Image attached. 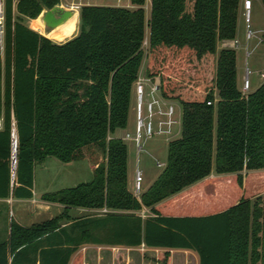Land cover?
<instances>
[{
    "label": "trees",
    "instance_id": "1",
    "mask_svg": "<svg viewBox=\"0 0 264 264\" xmlns=\"http://www.w3.org/2000/svg\"><path fill=\"white\" fill-rule=\"evenodd\" d=\"M130 1L81 5L77 34L55 42L24 19L60 0H4L0 198H31L35 165L48 156L87 159L92 176L41 194L63 205L54 217L12 219L0 264H69L86 243L162 249V264L175 249L194 251L198 264H264V80L244 93L236 49L219 47L236 39L242 0H151L148 19L145 0ZM146 28L145 74L180 106V134L136 196L114 133L127 126Z\"/></svg>",
    "mask_w": 264,
    "mask_h": 264
},
{
    "label": "rangeland",
    "instance_id": "2",
    "mask_svg": "<svg viewBox=\"0 0 264 264\" xmlns=\"http://www.w3.org/2000/svg\"><path fill=\"white\" fill-rule=\"evenodd\" d=\"M129 0H120V3H128ZM252 7L250 11V23L247 27L244 16L243 8L238 19V32L236 40L238 42L233 45V40L228 42L219 43V47H233L237 52V81L240 87H242L243 75L245 74L246 68L250 70L248 75L249 88L244 92L247 93L254 88L255 84H258L264 80V7L259 0H251ZM145 17L149 18L150 12V0H145L144 3ZM38 17V18H37ZM33 23H30V19L25 18L24 23L27 26L39 27L44 31L43 20L37 16ZM74 17L68 18L62 24L53 27L46 28V35L57 40H64L66 37L72 35L75 30ZM250 29L254 32V36L247 39L246 32ZM147 34V32H146ZM244 47V48H243ZM143 48L146 55L147 44L144 41ZM250 50L251 56H245V51ZM252 58H255V63H252ZM141 70V68H140ZM263 74V77L261 76ZM149 86L145 84L147 90ZM135 105L134 98L132 99ZM176 116L178 120L180 117V106L175 102ZM135 125V121H134ZM134 127V126H133ZM176 127V128H175ZM175 134L170 137H178L180 130L177 133L178 125L175 126ZM180 129V125H179ZM125 137V135H124ZM125 140H131L126 139ZM169 140L164 139L161 136H155L147 139L142 143V150H140L139 166L146 177L153 178L158 172L161 171L162 166L158 167L157 162L164 163L167 152V142ZM132 141V140H131ZM156 148V149H155ZM130 149V147H129ZM157 150L155 153L154 151ZM130 158V153H129ZM132 162H129V187L132 192L138 196L145 186V179L142 174L141 189L140 192H134V155H131ZM141 172V173H142ZM92 176V166L89 164L87 159H80L70 162H61L53 156H48L46 159L35 165L34 170V186L36 193L45 191H55L60 188L74 186L79 182L87 181ZM264 196V191L260 194ZM35 202H40L36 200ZM34 203V202H32ZM28 207V206H27ZM57 214L55 211L49 210V212H37L34 216L25 215L24 221L36 222L48 218L50 214ZM91 213L90 211H81L73 208L71 210L72 215H81ZM139 213L142 216L148 214L146 210H140ZM78 251L81 252V256H76L73 259V264H162L163 250L162 249H145L144 247H124V246H101L91 245L87 246L82 244L78 247ZM170 264H198V257L194 251L175 249L170 251Z\"/></svg>",
    "mask_w": 264,
    "mask_h": 264
},
{
    "label": "crops",
    "instance_id": "3",
    "mask_svg": "<svg viewBox=\"0 0 264 264\" xmlns=\"http://www.w3.org/2000/svg\"><path fill=\"white\" fill-rule=\"evenodd\" d=\"M84 4H87V5L125 6V7H129V8L135 7V5L132 4L130 0L126 4L125 3H120V0H60L59 4H57L55 6H59L63 10H71L72 11V15L70 16V18L74 17L75 30L73 31L72 35L66 37L64 40H57V39L53 38V40L55 42H64L65 40H67V39H69V38H71V37H73V36H75L77 34L78 26H79V8H80L81 5H84ZM150 4H151V0H150ZM45 11L46 10H43L39 14V18L40 19H42V15H43V13ZM35 19H30V23L32 24ZM29 27L34 29V30H36V31H38L40 34L50 38L48 35H46V31H45L46 28L45 27H44V31H42L38 26L34 27V28L31 27V26H29ZM146 32H147V34L145 33V40L144 41L147 44L148 28H146ZM244 55L245 56H251L250 50H246ZM254 60H255V58H252V63H255ZM146 61H147V59H146V55H145L143 60H142L141 66H140L141 70L139 69L138 78H140L141 80H144V84L149 86V84L151 82H155V81L159 82V79H158V77L150 78V77L146 76V74H145ZM236 65H237V52H236ZM244 75H243V77H244ZM260 83L255 84L254 88H256ZM133 98L135 100L134 87H133ZM134 106H135L134 102L132 101L131 107H130V110H129L127 126L124 129H117L115 131V133H114V136L121 137L126 142V145H127V151H128V157H127V183H128V189L131 192H132V189L129 187V162L130 163L132 162L131 155H134V159H135L134 162H133V165H134V178H135V170L137 168L140 169V171L142 172V170H141V168L139 166L140 160H139V156H138L140 151H138V149L135 146V144L133 143V141L124 139V135L126 133H130L131 134L133 132V130H134V127H133L134 126V121H135ZM180 114H181V112H180ZM179 117H180V115H179ZM179 130L180 129L178 127L177 133L179 132ZM129 147H130V149H129ZM156 151L157 150H155L154 153ZM129 153H130V158H129ZM142 174H143V172H142ZM158 174H159V172L153 178H148V179H146V177L143 174V177L145 179L144 189H146L153 182V180L157 177ZM45 192H47V191H45ZM32 193H33V195H32L31 198H15V197H12V196H10L8 198H0V241L8 239V236H9V233H10V223H11L12 219L15 220L17 223L23 225V226H30L33 223H37V222L43 221L45 219L52 218V217H54L55 215L59 214L62 211V209H63V205L62 204L45 201V200H42L40 198L41 194L44 193V192L36 193L35 189L33 188L32 189ZM36 200H38L40 202L37 203V202H35ZM32 202H34V203H32ZM55 207H56V209L58 211L57 214H55V212H54V214H50V216H48V218H45L43 220L27 223L23 219V217L25 215L34 216L39 211L46 212V213L49 212V210L55 211ZM75 209H78V210H81V211L82 210L83 211H90V212L93 211L92 209H86V208H75ZM143 210L147 211V209H145V208H143L142 211ZM96 211L102 212V211H105V209L96 210ZM86 245L87 246L88 245L91 246V245H96V244L86 243ZM76 256H81V252L78 251V249L71 255L69 264H73V259Z\"/></svg>",
    "mask_w": 264,
    "mask_h": 264
},
{
    "label": "built area",
    "instance_id": "4",
    "mask_svg": "<svg viewBox=\"0 0 264 264\" xmlns=\"http://www.w3.org/2000/svg\"><path fill=\"white\" fill-rule=\"evenodd\" d=\"M241 5L243 8L244 21L249 27L250 23V11L252 7L251 0H242ZM4 28V0H0V37H2ZM254 36V32L250 29L246 32V38L249 39ZM238 41L233 40V45ZM3 58V43L0 39V63ZM250 70L246 68L245 75L242 82V91L245 92L249 88L248 75ZM263 77V74H261ZM159 82H151L148 89H145L144 80L137 78L134 83V96H135V125L133 132L126 133V139H131L138 151L142 149V142L153 138L155 136L164 137L169 140L170 137L175 134L176 124L180 125V118L175 119L176 108L175 103L172 100L164 99L159 94L158 89ZM209 103V102H208ZM2 116L0 114V129L2 128ZM175 127V128H174ZM158 167L164 166V163L157 162ZM142 173L140 169L135 170L134 178V192L138 193L141 189ZM143 247V245H141Z\"/></svg>",
    "mask_w": 264,
    "mask_h": 264
},
{
    "label": "water",
    "instance_id": "5",
    "mask_svg": "<svg viewBox=\"0 0 264 264\" xmlns=\"http://www.w3.org/2000/svg\"><path fill=\"white\" fill-rule=\"evenodd\" d=\"M72 15L71 10H63L59 6H53L46 10L42 15L45 27L53 28L65 22ZM16 164V133L15 127H12V178L14 177Z\"/></svg>",
    "mask_w": 264,
    "mask_h": 264
}]
</instances>
